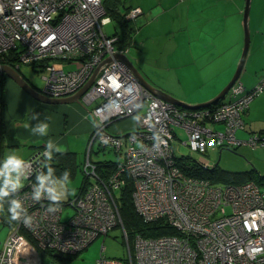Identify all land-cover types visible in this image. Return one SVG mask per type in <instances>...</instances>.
Here are the masks:
<instances>
[{"label":"built area","instance_id":"1","mask_svg":"<svg viewBox=\"0 0 264 264\" xmlns=\"http://www.w3.org/2000/svg\"><path fill=\"white\" fill-rule=\"evenodd\" d=\"M141 12L132 7L126 18L133 20ZM107 21L103 0H0V60L17 51L16 68L26 63L44 70L42 93L70 96L100 67L81 97L86 105L95 103L89 149L98 141L121 155L115 171L103 179L88 152L82 166L88 185L66 201L49 199L46 189L40 190L39 200L34 197L36 176L44 172L48 158L46 147L25 158V184L10 192L7 201L19 198L27 212L10 223L0 264H58L44 263L43 256H74L119 225L128 243L129 264H264V188L254 180L216 184L188 175L172 144L180 127L186 134L183 144L200 154L215 147H264V132L237 135L250 101L264 89V77L251 91L236 81L233 99L215 108L183 107L152 92L116 57L128 55L129 47H119L118 36L105 31ZM63 62L75 66L65 69ZM135 114V131L123 135L109 130L115 121ZM126 173L133 179V200L142 218L165 219L177 234H138L132 248L115 192L124 185ZM67 206L74 211L63 216ZM23 215L32 217L30 224L23 222ZM97 264L126 262L101 254Z\"/></svg>","mask_w":264,"mask_h":264},{"label":"rangeland","instance_id":"2","mask_svg":"<svg viewBox=\"0 0 264 264\" xmlns=\"http://www.w3.org/2000/svg\"><path fill=\"white\" fill-rule=\"evenodd\" d=\"M245 3L246 0L239 1V4L244 7ZM259 3L258 0L253 1V6L251 4V12L255 13ZM119 5L121 10H124L125 6H138L142 10L140 15L129 22V24L134 27V43L129 47L128 56L144 77L154 86L164 91V87L174 90L172 92H175V94L189 98L196 94L195 91L205 90L215 84L219 85L225 77L227 78V71H224L225 73H222L220 76H214V70L206 69L212 66L214 67V65L218 63H222L224 66L226 64L228 65L231 61L233 52L239 54L238 60L235 62V69L226 84L234 75L243 52L245 38L244 33L242 45H238L237 48H233V46L230 45L231 42L228 43L234 21L232 9L235 5H227L225 2L218 3V0H121ZM219 8H222L228 16V36L226 34L222 39H219L220 48L218 50L212 49L207 51L208 48L205 46L204 40V35L206 34L204 32H209V30L207 28H205V30L200 28H202L203 23L211 22V18L218 16ZM187 26H189V30L185 32L184 29ZM104 28L110 35L116 32L120 34L124 29L120 22L112 18H109ZM189 43L192 51L190 56L191 60L187 67H180L181 64L187 62L188 55L187 53L183 55V52L189 49ZM250 44H252V40ZM74 66V63L63 62L62 64V67L65 69L74 68ZM20 71L36 88L42 89L45 83L42 77L45 73L44 70L37 67L35 69L31 64L22 63ZM242 78L243 72L240 76L241 80ZM225 85L214 96H216ZM258 96H260V94ZM228 97L229 93L226 95V99ZM183 101L189 103V101ZM92 105H95V103ZM138 115L139 114H135L125 118L135 121V125L127 132L135 131L138 128ZM109 130L111 131V129ZM176 132L177 136L172 141L176 157L194 158L209 167L214 166L219 160V166L228 170L240 167V164L232 160L233 156L230 155V153L221 155L220 158V155L214 151L205 155L192 151L188 146L183 144V140L186 139L183 128L177 127ZM87 140L88 139H84L83 137L77 139V145L81 150L78 154V161L80 163H84L88 157L89 140ZM93 149L91 155L93 161L119 159V155L115 149L111 147L101 148L98 141H95ZM70 179L72 181L71 189L66 187L65 197H62L60 200L66 201L68 198L77 194L78 188L84 179L83 169L80 170V168H78L75 177ZM21 180L23 181L21 187H23L25 180ZM214 183L223 184L226 182L218 180ZM261 187L264 188V180H262ZM118 191L119 190H115L116 194H118ZM0 209L4 212V218L0 219V247H2L10 231L9 215L3 200L0 201ZM73 211L74 209L71 206H67L63 216H67ZM131 245L133 248V238L131 239ZM101 254L107 257L120 258L124 261L128 260V243L121 225L112 228L107 235H100L86 249L74 256H63L61 259H56L52 254L46 253L43 256V261L44 263L56 261L58 264H97V258Z\"/></svg>","mask_w":264,"mask_h":264},{"label":"crops","instance_id":"3","mask_svg":"<svg viewBox=\"0 0 264 264\" xmlns=\"http://www.w3.org/2000/svg\"><path fill=\"white\" fill-rule=\"evenodd\" d=\"M239 1L241 0H218V3L225 2L227 5H235L232 9V13L234 14L233 28L230 33L231 37L228 41V43L231 42L230 45L233 46V48L242 45L244 34L242 17V13L244 14V6H241ZM253 1L254 0H252V3ZM252 6L250 12L252 11ZM211 19V22L203 23L202 28H200L203 30L207 28L209 30V32L203 31L206 34L204 35V40L205 46L208 48L207 51L212 49L218 50L220 48L219 39H222L223 36L228 33V16L222 8H219L218 16ZM249 25L252 44H250L246 57L245 68L242 70V80L247 88L255 85L264 75V0H260L255 13H250ZM184 30L188 32L189 26L185 27ZM189 49L183 52V55L187 53L188 57L187 62L181 64L180 67L188 66L192 54L190 43ZM238 55L239 54L233 52L231 61L228 65L226 64L224 66L222 63H218L214 65V67L212 66L206 69L214 70V76H220L222 73H225L224 71H227V78L225 77L219 85L215 84L205 90L195 91L196 94L189 98L175 94V92H172L174 90L165 87L164 89L174 97H179L178 99L189 101V103L209 100L226 84L232 75L236 65L235 62L238 60ZM229 97L227 99H229ZM93 107L94 105H86L84 102L45 103L39 101L10 76L0 72V159H3L9 152H16L25 159L32 155L36 149L46 147V142L49 137H51L54 140V145L56 143L63 145V151H60V153L73 152L76 154V160L78 161V154L81 150L77 145V139L81 137L88 139V152L90 151L89 145L95 122V118L91 113ZM33 116H35L36 119H33ZM243 116L245 125L244 128L238 130V137L246 138L253 132H264V91L260 93V96L251 101L249 108ZM46 117L49 123L48 135L39 136L33 134L31 132V125H34L37 119L44 120ZM25 124H29V127L26 128ZM134 125L135 121L133 119H122L112 123L109 129L116 134L124 135L128 133L127 131ZM213 126L220 129L223 128V124L221 123H215ZM51 151L58 152L55 146L51 148ZM211 151L217 152L220 158L221 155L230 153V155L233 156L232 160L240 164L239 168L225 170L233 172L252 171L253 173L264 175V147L256 149L249 146H240L235 149L229 147H215L209 149L206 154ZM120 156L119 154V159ZM220 168L222 167L220 166ZM75 175L69 176V178H73ZM62 177L63 176L57 179Z\"/></svg>","mask_w":264,"mask_h":264},{"label":"trees","instance_id":"4","mask_svg":"<svg viewBox=\"0 0 264 264\" xmlns=\"http://www.w3.org/2000/svg\"><path fill=\"white\" fill-rule=\"evenodd\" d=\"M121 0H103V5L106 10V16L112 19L117 20L120 22L124 29L122 33H114L112 35L118 36V46L119 47H130L131 44H133V30L134 27L129 24L131 20L126 18L127 12L132 8V6H125L124 10H121V7L119 5ZM2 63L10 64L13 67H16L17 63L19 62V55L17 51H12L9 52V54L5 55V58L0 60ZM21 66V65H20ZM20 66L17 67V69L20 71ZM35 69L36 66L32 65ZM21 72V71H20ZM264 77V75L262 76ZM261 77V78H262ZM260 78V79H261ZM259 79V80H260ZM243 84L244 82L239 78ZM237 80V81H238ZM259 80L255 83V85L259 82ZM255 85H253L250 88H247L246 85L244 84L245 88L247 91H251L253 88H255ZM264 91V89H263ZM262 91V92H263ZM261 92V93H262ZM229 99L225 98L217 101L216 103L210 104L207 107H217L223 103L231 101L232 98V89L229 90ZM260 94V93H259ZM258 94V95H259ZM257 95V96H258ZM256 97V96H255ZM254 97V98H255ZM253 98V99H254ZM252 99V100H253ZM251 100V101H252ZM250 101V103H251ZM249 103V106H250ZM248 106V108H249ZM191 108V107H188ZM201 108V107H198ZM196 108V109H198ZM247 108V109H248ZM246 109V110H247ZM246 112V111H245ZM244 112V113H245ZM244 117V116H243ZM263 132V131H262ZM95 143V142H94ZM92 144L90 148V157L92 154L93 145ZM100 145V144H99ZM101 148H105L102 145H100ZM37 150V149H36ZM35 150V151H36ZM51 151V149H50ZM52 156L46 159L45 161V166H44V172L46 173L48 170V167H52L54 169L53 172V177L54 178H59L63 176V173L65 170L69 171V176H73L77 173L78 168L82 170V164L76 160V154L73 152L69 153H58V152H52ZM119 155V153H118ZM180 159V166L182 170L188 174V175H193L197 176L200 178H207L210 179L211 181L215 182L218 180H222L227 183H242L244 181L248 180H254L257 182L260 186L262 184V180H264V175H259L258 173H253L252 171H244V172H233V171H228L225 169L220 168L219 164L211 167V168H205L201 165H199L194 158H187V157H182ZM119 160H111V159H106V160H100V161H95L97 163V171L100 177L103 179H107L108 176L115 171L117 163ZM81 166H80V165ZM125 183L124 185L119 189L117 196V203L119 206L120 214L122 217V221L124 223L125 229L127 231V234L129 236V240L131 243V239L135 238L136 235H141L143 237H158L161 235H170V234H177L178 231L172 227L167 220L165 219H158L155 221H145L142 216L137 212L133 200V191H134V183L131 175L129 173H126L125 175ZM88 178L84 174V179L79 187L77 193L83 191L87 185H88ZM7 197L4 198V205L5 208L7 207ZM4 218V216H3ZM12 223V220L9 218V224ZM54 256V253H50ZM58 259V257H55ZM63 258V256L61 257ZM59 258V259H61ZM126 264L128 263V260Z\"/></svg>","mask_w":264,"mask_h":264},{"label":"clouds","instance_id":"5","mask_svg":"<svg viewBox=\"0 0 264 264\" xmlns=\"http://www.w3.org/2000/svg\"><path fill=\"white\" fill-rule=\"evenodd\" d=\"M33 119H36L33 116ZM25 127H29V124H25ZM49 130L48 118L44 120L37 119L34 125H31V132L39 136H47ZM55 146L56 151H63V145L55 144L54 140L49 137L46 142V148L44 154L49 158L52 156L51 149ZM25 161L24 158L18 155L16 152L7 153L3 159H0V201L9 197L10 192L15 191L22 186L21 174L24 172ZM54 169L48 167L46 173H39L36 176V180L39 182L37 191L34 193L35 199L39 200L41 196V189H46L49 199L59 200L65 197V188L71 189L72 181L69 178V171L65 170L63 177L60 179L53 177ZM7 211L10 214V220H18L23 213L27 212L22 200L16 197H12L7 201ZM32 221L30 215H23V222L27 225Z\"/></svg>","mask_w":264,"mask_h":264},{"label":"water","instance_id":"6","mask_svg":"<svg viewBox=\"0 0 264 264\" xmlns=\"http://www.w3.org/2000/svg\"><path fill=\"white\" fill-rule=\"evenodd\" d=\"M251 4H252V0H246L245 7H244V14H243V25H244V33H245L244 48H243V52L239 60V63L237 65L236 71L234 75L232 76V78L230 79V81L225 85V87L216 96H214L213 98L207 101L194 103V104L182 101L174 97L170 93H167L166 91L154 86L150 81H148L146 77H144V75L141 73V71L136 67V65L132 62V60L129 58L128 55L117 54L116 57L123 59L129 65L131 70L134 72V74L137 76V78L140 80V82L144 86H146L152 92L156 93L157 95H159L160 97H162L163 99L167 101H171L183 107H191V108L204 107V106H208L210 104L216 103L217 101L225 98L229 90L232 88L235 82L240 78L242 70L244 68L246 57H247V54L250 48V42H251L250 25H249ZM110 60L111 58L109 57L105 60V62H109ZM99 68L100 67L96 69V71L93 73L91 78L78 92L70 96H67V97L55 98V97H49L45 95L44 93H42L16 67H13L12 65L6 64V63H0V72L5 73L8 76H10L21 87H23L28 93H30L33 97L45 103H70V102L82 103L81 97L94 82L96 75L99 71ZM217 164H219V160L215 163V165ZM3 216L4 214L2 213V210L0 209V219H3ZM54 257L61 258L62 255L59 253H54Z\"/></svg>","mask_w":264,"mask_h":264},{"label":"flooded vegetation","instance_id":"7","mask_svg":"<svg viewBox=\"0 0 264 264\" xmlns=\"http://www.w3.org/2000/svg\"><path fill=\"white\" fill-rule=\"evenodd\" d=\"M2 213L4 214V212L2 211Z\"/></svg>","mask_w":264,"mask_h":264}]
</instances>
